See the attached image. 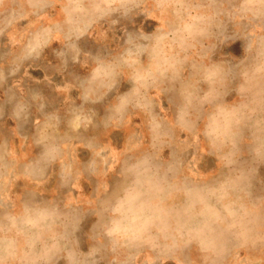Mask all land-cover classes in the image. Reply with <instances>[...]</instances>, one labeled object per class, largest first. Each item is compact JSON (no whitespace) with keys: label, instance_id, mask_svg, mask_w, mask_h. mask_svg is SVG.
Returning <instances> with one entry per match:
<instances>
[{"label":"rangeland","instance_id":"1","mask_svg":"<svg viewBox=\"0 0 264 264\" xmlns=\"http://www.w3.org/2000/svg\"><path fill=\"white\" fill-rule=\"evenodd\" d=\"M12 2L0 264H264V0Z\"/></svg>","mask_w":264,"mask_h":264},{"label":"crops","instance_id":"2","mask_svg":"<svg viewBox=\"0 0 264 264\" xmlns=\"http://www.w3.org/2000/svg\"><path fill=\"white\" fill-rule=\"evenodd\" d=\"M16 1H20V0H15V2ZM35 1L37 2L38 0H35ZM42 1L45 2V4L49 5L50 2H55L56 0H42ZM0 3L1 4H6V7H7L6 11L3 9L2 12L13 11V12H15L16 16H19L20 15L19 14L20 12L27 11V7H25V9H24V7H11V4L14 3V2H12V0H6V1L0 0ZM47 7H49V6H47ZM47 7L45 9H47ZM31 10H33V9H31ZM5 17H6V15H5ZM93 17H95V16H93ZM4 98H6V97H4Z\"/></svg>","mask_w":264,"mask_h":264}]
</instances>
